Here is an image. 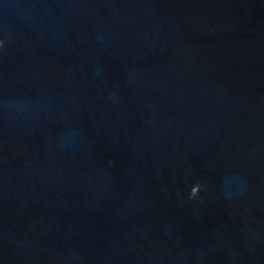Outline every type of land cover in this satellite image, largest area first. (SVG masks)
<instances>
[{
    "label": "water",
    "instance_id": "1",
    "mask_svg": "<svg viewBox=\"0 0 264 264\" xmlns=\"http://www.w3.org/2000/svg\"><path fill=\"white\" fill-rule=\"evenodd\" d=\"M0 264H264V0H0Z\"/></svg>",
    "mask_w": 264,
    "mask_h": 264
},
{
    "label": "clouds",
    "instance_id": "2",
    "mask_svg": "<svg viewBox=\"0 0 264 264\" xmlns=\"http://www.w3.org/2000/svg\"><path fill=\"white\" fill-rule=\"evenodd\" d=\"M196 189H198V187H197ZM193 195H194V194H193Z\"/></svg>",
    "mask_w": 264,
    "mask_h": 264
}]
</instances>
